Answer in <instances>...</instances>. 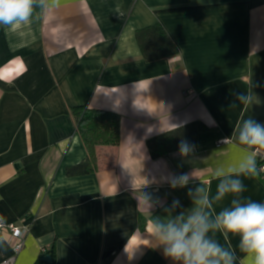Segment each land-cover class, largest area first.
I'll list each match as a JSON object with an SVG mask.
<instances>
[{
  "label": "crops",
  "instance_id": "obj_1",
  "mask_svg": "<svg viewBox=\"0 0 264 264\" xmlns=\"http://www.w3.org/2000/svg\"><path fill=\"white\" fill-rule=\"evenodd\" d=\"M155 24L177 56L143 57L137 31ZM244 91L258 101L240 104ZM81 106L121 116V139L96 148V171L70 177L87 156ZM249 117L264 124V0H58L0 26V216L30 228L15 264H37L51 247L54 264H174L152 242L155 220L190 209L199 185L215 195V169L243 154L234 137L222 140ZM198 121L210 131L189 156L151 157L149 139ZM182 174L189 183L171 187ZM241 179L242 198L264 202V181ZM213 238L252 264L239 237ZM13 243L0 233V264Z\"/></svg>",
  "mask_w": 264,
  "mask_h": 264
},
{
  "label": "clouds",
  "instance_id": "obj_2",
  "mask_svg": "<svg viewBox=\"0 0 264 264\" xmlns=\"http://www.w3.org/2000/svg\"><path fill=\"white\" fill-rule=\"evenodd\" d=\"M57 2L58 0H0V26L28 23L36 7L50 8ZM236 100L243 105H253L258 98L252 91H244L237 94ZM233 137L243 146V154L237 161L215 169L214 177L218 181L215 195H210L199 185L194 190H189L188 195L193 202L190 209L176 216L166 209L168 215L157 217L154 222L152 242L155 247H162L163 255L174 264H237L235 251L222 246L213 238L216 232L222 233L225 240L229 233L239 237V250L251 258L252 264H264V202L242 198L246 186L241 179L264 172V168H258L256 162L258 152L264 149V124L251 117L244 119L232 135L222 142L229 143ZM194 149L195 146L185 140L178 145V152L182 157L189 156ZM190 179L189 174L174 176L170 180L171 187H185ZM229 196L232 197L230 205L215 212L214 204ZM143 198L150 211L153 207L151 197L143 193ZM178 206L180 201L174 200L171 209ZM210 233L213 235H209ZM125 251L127 252V245Z\"/></svg>",
  "mask_w": 264,
  "mask_h": 264
},
{
  "label": "trees",
  "instance_id": "obj_3",
  "mask_svg": "<svg viewBox=\"0 0 264 264\" xmlns=\"http://www.w3.org/2000/svg\"><path fill=\"white\" fill-rule=\"evenodd\" d=\"M137 41L141 47L142 55L148 62L168 59L179 54V48L163 27L155 24L137 31ZM77 131L83 139L87 156L83 162L73 165L67 169L68 176L89 174L97 169L98 146H118L120 144L121 116L111 111L91 109L81 106L75 110ZM210 131L202 122L191 123L184 127L173 129V131L160 134L148 140L147 148L150 150L153 159L178 151V145L182 140L189 144L197 145L201 134ZM264 181V175H258ZM45 252L47 255H44ZM52 247L45 250L42 259L37 264H46L44 258L52 257Z\"/></svg>",
  "mask_w": 264,
  "mask_h": 264
},
{
  "label": "built area",
  "instance_id": "obj_4",
  "mask_svg": "<svg viewBox=\"0 0 264 264\" xmlns=\"http://www.w3.org/2000/svg\"><path fill=\"white\" fill-rule=\"evenodd\" d=\"M256 162L258 168H264V152L259 151L256 156ZM264 175V172H261ZM30 228L29 225L26 224H16V223H6L5 220L0 216V233H9L13 239L14 243L13 250L14 254L11 256V259L6 261L4 264H15L17 260V256L23 251L25 245V241L27 236L29 235Z\"/></svg>",
  "mask_w": 264,
  "mask_h": 264
},
{
  "label": "water",
  "instance_id": "obj_5",
  "mask_svg": "<svg viewBox=\"0 0 264 264\" xmlns=\"http://www.w3.org/2000/svg\"><path fill=\"white\" fill-rule=\"evenodd\" d=\"M44 261L47 263L52 262V257L51 256H47L46 258H44Z\"/></svg>",
  "mask_w": 264,
  "mask_h": 264
}]
</instances>
